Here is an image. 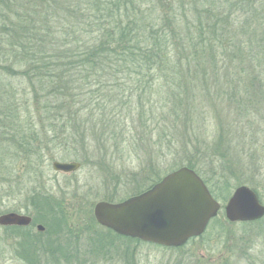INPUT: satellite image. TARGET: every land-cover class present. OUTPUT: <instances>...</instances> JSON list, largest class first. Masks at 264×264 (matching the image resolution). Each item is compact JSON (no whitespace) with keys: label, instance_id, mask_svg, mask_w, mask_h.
Returning <instances> with one entry per match:
<instances>
[{"label":"trees","instance_id":"trees-1","mask_svg":"<svg viewBox=\"0 0 264 264\" xmlns=\"http://www.w3.org/2000/svg\"><path fill=\"white\" fill-rule=\"evenodd\" d=\"M173 1L168 5L166 0H0V73L11 78H0L4 95L0 96V139L7 142L0 144V165L13 154L27 162L26 167L22 165L26 172L17 176L16 167L9 165V177L14 174L8 178L12 193L22 192L25 184L40 178L45 148H62L83 162L95 143L106 152L110 146L117 154L129 152L135 137L127 138L132 129L126 131L125 125L134 107L148 105L146 112L151 115L159 105L165 114L176 117L168 124L191 121L190 110L182 116L178 113L182 105H191L194 93L179 83L187 80L181 67L195 65L206 48L214 50V65L221 52L228 58V67L254 72L252 85L257 81L259 86L253 90L259 93L257 99H264V0ZM181 1L199 11L196 19L180 14L176 4ZM197 4L201 9H196ZM226 4L228 53L221 41ZM231 84L228 97L235 102L241 86L244 90L247 86L242 80ZM139 120L144 119L140 116ZM172 128L166 125L162 130L171 132ZM73 158L61 155L58 159ZM185 166L198 173L216 199H224L223 189L204 167L193 160ZM30 193L29 203L36 213L31 226L6 228L22 238L27 264L39 260L56 264L61 259L65 264H87L89 256L104 252L101 235L95 231L98 238L86 233L85 243L83 235L75 236L64 201L36 188ZM24 209L30 212L29 207ZM90 223L99 227L93 216ZM36 224L57 227L47 249H38L40 238L33 233ZM107 232L111 239L141 244ZM89 243L98 248H87Z\"/></svg>","mask_w":264,"mask_h":264},{"label":"rangeland","instance_id":"rangeland-1","mask_svg":"<svg viewBox=\"0 0 264 264\" xmlns=\"http://www.w3.org/2000/svg\"><path fill=\"white\" fill-rule=\"evenodd\" d=\"M172 2L174 1L166 0L168 5ZM176 8L180 14L185 12L187 18L194 16L196 19L199 12L190 10L182 1L176 4ZM224 10V35L219 32L217 36H222L221 41H224V49L228 53V40L225 41L228 39V4L224 6ZM221 11L223 9L219 10ZM213 55L214 50L206 48L198 56L195 65L191 68L181 67L187 80L179 83L184 87L188 86L194 93L191 105H182L178 113L182 116L190 110L191 121L168 124L169 120L176 117L165 114L163 107L161 109L158 105V110L151 115L146 112L148 105L146 108L134 107L136 110L130 116L127 115L125 127L126 131L132 129L127 138L130 141L135 138L129 152L125 154L115 153L111 146L106 152L103 146L95 143L91 145L83 162L76 161L74 153L63 151L62 148H45L40 178L32 184H25L24 190L16 193H12L8 187L9 179L14 175L9 177V165L16 167L17 176L26 172L23 166L26 167L27 162L23 163L22 158L16 157L17 154L6 158L4 166L0 165V216L9 213L7 210L10 208L18 207V213L34 217L36 213L28 196L36 188L59 202L64 201L68 222L75 229V236L83 235L81 242H87L89 236L86 233L91 232L96 238V234L101 235L104 252L89 256L87 264H264V218L251 224L231 223L226 219L225 212L221 211L215 218L216 222L211 224L202 237L183 248H165L111 239L106 229L100 226L94 228L90 223L98 202L117 203L145 192L191 160L204 167L217 180L219 189H223L221 193L226 195L223 196L224 199H217L223 206L235 189L242 185L254 189L264 205V99H257L259 93L253 90V87L259 86L257 81L252 85L256 74L246 67L240 70L228 67V58L221 52L217 53L214 65ZM196 66L198 69L194 71ZM1 75L2 73V79ZM4 77L7 81L11 79L8 75ZM239 80L244 81L247 88L244 90L241 86V90L236 91V101L233 102L235 99L228 97L233 87L231 82L236 84ZM163 93L167 95L165 92L162 95ZM240 93L242 97L239 96ZM239 103L242 105L235 106ZM140 116L143 117V122L139 120ZM1 120L0 116V125ZM166 125L171 128L173 126L171 132L162 130ZM1 132L0 130V134ZM1 143L7 145L2 138ZM52 154H55V159L51 158ZM61 155L73 159L60 160L58 158ZM54 161L80 162L81 167L76 172L64 174L53 170ZM12 186L15 187V184ZM25 206L29 207L30 212L24 209ZM37 225L39 224L35 225L33 233L40 238L38 249H47L45 246L48 239L55 237L57 227L53 224L49 227L44 225L45 230L39 232ZM17 243H22V238L0 226V264H27L28 258H24L22 254L26 246L22 247L24 243ZM90 243L87 248H98ZM60 261L56 264H65L62 259ZM39 262L38 264L47 263L45 260ZM50 262L54 264L53 261Z\"/></svg>","mask_w":264,"mask_h":264},{"label":"water","instance_id":"water-1","mask_svg":"<svg viewBox=\"0 0 264 264\" xmlns=\"http://www.w3.org/2000/svg\"><path fill=\"white\" fill-rule=\"evenodd\" d=\"M53 170L70 174L80 169L77 162H53ZM225 212L231 223L255 222L264 218V205L257 193L243 185L235 189L222 207L202 178L189 167L166 175L149 190L120 203L98 202L97 223L115 234L166 248H181L201 237L210 222ZM32 218L18 213L0 216L1 227H28ZM37 230L43 232L44 226Z\"/></svg>","mask_w":264,"mask_h":264},{"label":"flooded vegetation","instance_id":"flooded-vegetation-1","mask_svg":"<svg viewBox=\"0 0 264 264\" xmlns=\"http://www.w3.org/2000/svg\"><path fill=\"white\" fill-rule=\"evenodd\" d=\"M30 226H31V225H30ZM30 226H29V227H30Z\"/></svg>","mask_w":264,"mask_h":264}]
</instances>
